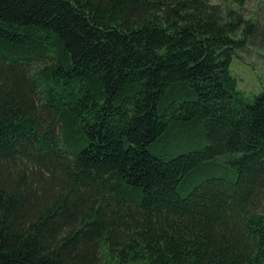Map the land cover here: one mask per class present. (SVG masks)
Returning <instances> with one entry per match:
<instances>
[{"label": "trees", "instance_id": "obj_1", "mask_svg": "<svg viewBox=\"0 0 264 264\" xmlns=\"http://www.w3.org/2000/svg\"><path fill=\"white\" fill-rule=\"evenodd\" d=\"M257 29L212 0H0V264H264V89L231 71Z\"/></svg>", "mask_w": 264, "mask_h": 264}, {"label": "rangeland", "instance_id": "obj_2", "mask_svg": "<svg viewBox=\"0 0 264 264\" xmlns=\"http://www.w3.org/2000/svg\"><path fill=\"white\" fill-rule=\"evenodd\" d=\"M219 4L224 13L227 8L236 9L245 18L258 23L254 40L247 48L237 50L231 64L232 73L237 76L239 89L250 101L264 89V0H247L243 7L232 0H212ZM240 33L236 37H239Z\"/></svg>", "mask_w": 264, "mask_h": 264}]
</instances>
